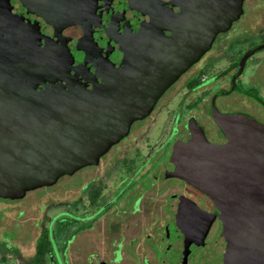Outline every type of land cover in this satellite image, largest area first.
Segmentation results:
<instances>
[{
	"label": "flooded vegetation",
	"instance_id": "1",
	"mask_svg": "<svg viewBox=\"0 0 264 264\" xmlns=\"http://www.w3.org/2000/svg\"><path fill=\"white\" fill-rule=\"evenodd\" d=\"M161 1L0 0V91H9L16 96H41L45 89L52 93L47 96L56 97L58 90L72 95L83 90L94 96L93 93L101 90L99 85L109 72L118 77L129 69L130 54L134 51L138 53L134 60L139 65L146 61V56L156 47V40L169 33L164 24L176 20L180 13L188 11L191 4L190 0ZM247 1H242V11L234 21L242 16L241 20L234 26L233 21L226 31L214 36L209 48L160 94L146 115L129 125L127 133L102 155L103 159L85 166H102L98 176H90L82 184L86 191L100 188L95 202L86 197L89 210L104 209L114 214L111 200L124 195L121 202H129V213H140L141 216L145 212L163 219L154 224L150 219L143 221V216L135 215L136 220L132 223H120L122 228L118 239L111 240L121 246L119 260L124 253L131 258L132 255L123 249L128 243H131L132 254L137 257L135 261L142 264H218L221 258L213 253L221 233L217 209L203 192L182 178L169 175L173 168L169 159L175 142L190 138L187 125L199 128L209 143L226 141L210 114L212 103L222 114L241 113L264 125V103L256 95L248 92L247 99L254 98L259 107L245 102L242 97H227L231 92L228 87L220 86L211 91V83H204L205 71L214 65L215 60L227 56L228 66L231 65L227 69L231 72V54H238L234 60L237 67L242 54L257 46L240 53L241 44L235 43L241 40L233 38L234 34L246 32V24L254 23L250 15L246 16L249 12ZM256 2L259 0L253 7L259 8L264 0ZM261 26L257 29H262ZM261 83L264 90V78ZM104 90L106 87L101 92ZM219 97L227 98L216 102ZM166 107L168 110L172 107L170 115L173 117L163 129L161 146L168 150L167 156L152 165L153 160L147 155L149 152L140 155L139 142L146 140L156 115ZM110 173L117 174L118 181L107 188L108 197H103L100 178H106ZM193 213L214 214L204 233L200 232L201 237L196 231L199 226H192L191 230H195L190 233L178 220V214ZM168 217L174 219L170 225L166 220ZM166 226H177L174 231L179 235L174 249L166 245ZM124 230H127L126 235ZM141 247L150 252V260L142 254ZM114 251L113 248L111 262H114ZM173 251L177 252L175 262L174 259L171 261L173 256L170 257Z\"/></svg>",
	"mask_w": 264,
	"mask_h": 264
},
{
	"label": "water",
	"instance_id": "2",
	"mask_svg": "<svg viewBox=\"0 0 264 264\" xmlns=\"http://www.w3.org/2000/svg\"><path fill=\"white\" fill-rule=\"evenodd\" d=\"M190 1L188 11L164 24L169 33L156 40L146 61L139 65L134 51L126 72L118 77L108 73L99 85L106 91L93 96L58 90L56 97L47 96L52 93L45 89L41 96L0 91V198L20 199L97 163L209 48L214 36L230 27L243 0ZM263 47L246 50L237 61V73ZM210 114L226 141L209 143L199 128L187 125L190 138L175 142L168 173L203 192L217 209L221 233L213 253L221 256L218 264H264V125L241 113L222 114L213 103ZM177 216L190 233L199 226L201 237L214 214ZM94 264L105 263L95 258Z\"/></svg>",
	"mask_w": 264,
	"mask_h": 264
},
{
	"label": "rangeland",
	"instance_id": "3",
	"mask_svg": "<svg viewBox=\"0 0 264 264\" xmlns=\"http://www.w3.org/2000/svg\"><path fill=\"white\" fill-rule=\"evenodd\" d=\"M255 1L248 0L246 3L247 9H249L246 16L250 15V20L254 23L250 22L249 25L246 24L244 26L246 29L245 33H237L233 36V38L241 40L235 43V45L241 44L240 53L258 45L261 41L264 42V2L259 8H254ZM260 1L256 3H260ZM255 7L257 6L255 5ZM250 8H252L251 11ZM241 18L237 21L241 20ZM237 21L233 22V26L238 23ZM252 24L254 25L252 26ZM260 26L262 29H257ZM231 55L233 57V70L230 72L227 69L231 66H228L230 62L227 60V56L225 58L221 56L215 60L211 68L205 71L207 78L204 83H211V91L220 86L230 88L231 75H235L233 87L227 97H231L232 99L242 97L246 100L245 102H250L253 106L259 107L260 105L257 100L250 97V100L247 99V94L249 92L252 96L256 95L264 103V90L261 83L264 78V48L255 51L245 60L240 73H237V67L234 62L238 54L233 53ZM227 97H219L216 102H220L223 98ZM171 109L168 110V107L163 108L156 115L146 140L139 142L140 155L149 152L147 155L149 159L153 160L152 165L162 162L167 156L168 150L165 151V147H162L161 144L164 140L163 129L168 126L170 121L172 122ZM120 154L121 152L118 153V155ZM101 158L103 159V156ZM101 171V165L94 168L84 167L71 175L60 177L51 186L26 192L20 199L0 198V264H28V260L33 252L34 240L40 229L45 226L48 231L51 229L55 234L57 229L65 223L64 221L70 222L67 217L63 216L66 211H75V214L79 215L83 212V218H77V222L75 221L68 228L67 226L62 227V231L55 236L53 241L50 238L52 251L51 255H48L45 259V264H94L95 258L96 260L97 258H101L107 264H142L135 261L137 257L132 254L131 243L123 245V249L130 256L132 255V259H128L124 253L122 254V259L119 260L118 251L121 249V246L116 242H111V240L118 239V234L122 228L120 223L124 221L125 223H132L136 220L134 218L135 215L139 217L143 216V221L150 219L154 224L163 221V219L159 218L158 215L154 216L145 212H142L141 216L140 213H129L130 209L127 208L129 202H121L124 195L111 200L112 212L114 214L105 212L104 209L89 210L87 208V199L84 197L85 192L82 191L84 189L82 184L88 177L93 175L98 176ZM110 174L106 178H100L102 179V182H100L102 184L101 194H103V197L107 196V188L118 181L116 178L117 174ZM76 198H80L81 202L73 208L70 206V203ZM74 203L75 201L72 204ZM53 216L61 217L62 219L56 220L52 225L53 221L48 222V220L49 218L52 219ZM168 218L166 220L169 223L168 225H170V221H174V219L171 217L168 220ZM162 227L165 229V226ZM166 227L168 232L165 237L166 245L174 249L179 235L177 231H174V228H177V226ZM126 232L127 230H124L125 235ZM113 248L116 250L114 251L115 258L114 262H111V251ZM134 248L137 251L139 250L136 245H134ZM141 252L150 260V252H148L146 247H143ZM172 256L171 261L174 259L175 262L177 252H171L170 257Z\"/></svg>",
	"mask_w": 264,
	"mask_h": 264
},
{
	"label": "trees",
	"instance_id": "4",
	"mask_svg": "<svg viewBox=\"0 0 264 264\" xmlns=\"http://www.w3.org/2000/svg\"><path fill=\"white\" fill-rule=\"evenodd\" d=\"M99 189H100L99 187H94L91 190L86 191L84 188L82 191L85 192V195H84L85 198L88 197L91 202H95L98 198ZM74 201L75 203L72 204ZM80 202H81V199L76 198L70 203V206L75 208V205ZM66 212H64L65 214L63 216L67 217L70 220V222L64 221L65 223L57 229L55 234L51 231V229L50 231H48L45 226L40 229L37 237L34 240L33 252H32L31 257L28 260V264H45V259L48 257V255H51V251H52L51 240L53 241L55 239V236H57L62 231V227L67 226L68 228L69 225H72L75 221L77 222L76 220L77 218L79 219L83 218V212L80 215L75 214L76 213L75 211H71V212L66 211ZM60 218L53 216L52 219L49 218L48 222L53 221L52 222V225H53V223L56 220H59Z\"/></svg>",
	"mask_w": 264,
	"mask_h": 264
}]
</instances>
